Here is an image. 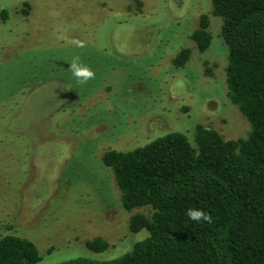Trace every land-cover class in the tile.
<instances>
[{
    "label": "rangeland",
    "instance_id": "rangeland-1",
    "mask_svg": "<svg viewBox=\"0 0 264 264\" xmlns=\"http://www.w3.org/2000/svg\"><path fill=\"white\" fill-rule=\"evenodd\" d=\"M140 1L138 9L134 0H0L8 12L0 19V238L32 241L38 264L113 259L143 240L145 229L130 231L129 219L150 209L123 208L105 151L168 131L193 143L197 124L224 139L250 131L227 94V46L211 0ZM203 13L212 36L199 52L190 34ZM182 47L191 55L176 67ZM77 56L92 78L74 76ZM95 237L109 247L87 248Z\"/></svg>",
    "mask_w": 264,
    "mask_h": 264
},
{
    "label": "trees",
    "instance_id": "trees-1",
    "mask_svg": "<svg viewBox=\"0 0 264 264\" xmlns=\"http://www.w3.org/2000/svg\"><path fill=\"white\" fill-rule=\"evenodd\" d=\"M211 6L227 46V94L250 131L224 139L210 124H197L193 143L168 131L131 150L105 151L101 160L114 174L123 208L150 209L130 217V231L144 228L151 236L113 259L81 256L57 264H264V0H211ZM7 18L2 9L0 19ZM209 24L201 14L190 34L199 52L210 44ZM190 55L182 47L173 65L184 66ZM188 207L205 209L211 223L190 220ZM85 245L96 252L109 247L101 237ZM40 259L32 241L14 233L0 238V264Z\"/></svg>",
    "mask_w": 264,
    "mask_h": 264
},
{
    "label": "clouds",
    "instance_id": "clouds-1",
    "mask_svg": "<svg viewBox=\"0 0 264 264\" xmlns=\"http://www.w3.org/2000/svg\"><path fill=\"white\" fill-rule=\"evenodd\" d=\"M69 65L74 76L82 79L83 81H86L94 76V73L90 70L87 65L81 62L78 56L74 57ZM184 211L185 215L192 221H195L197 223H200L201 221L211 223L210 213H208L203 208L188 207ZM144 232L145 236L143 237V239L150 238L151 233L148 232L146 229L144 230Z\"/></svg>",
    "mask_w": 264,
    "mask_h": 264
}]
</instances>
